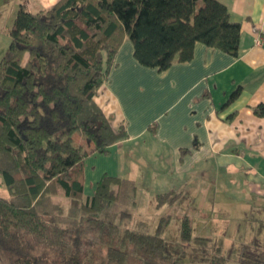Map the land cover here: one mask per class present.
<instances>
[{
	"label": "trees",
	"instance_id": "1",
	"mask_svg": "<svg viewBox=\"0 0 264 264\" xmlns=\"http://www.w3.org/2000/svg\"><path fill=\"white\" fill-rule=\"evenodd\" d=\"M241 26L218 0H59L20 8L0 61L1 264H186L167 249L170 216L155 233L135 223L136 182L103 174L86 194L85 164L127 139L95 101L124 41L159 72L188 63L197 43L238 57ZM239 90L232 95L238 97ZM264 117V104L253 108ZM83 132L90 149L74 144ZM170 192L158 205H173ZM180 236L192 239L190 218ZM242 264H264V253ZM209 264H226L217 248Z\"/></svg>",
	"mask_w": 264,
	"mask_h": 264
},
{
	"label": "crops",
	"instance_id": "2",
	"mask_svg": "<svg viewBox=\"0 0 264 264\" xmlns=\"http://www.w3.org/2000/svg\"><path fill=\"white\" fill-rule=\"evenodd\" d=\"M58 1L0 0V14L8 8L10 15L16 17L22 7L36 13ZM218 1L227 6L232 22L241 26L238 57L197 43L190 62H176L159 72L140 65L132 43L124 41L95 101L113 128L124 125L127 139L111 146L109 155L94 154L88 158L85 189L88 175L92 173L93 184L107 173L135 181L139 197L141 183L146 179V163L142 158L136 163L129 160V165L121 170L120 160L125 162L126 156L118 151L124 144L142 139L150 124L157 121L156 133L151 134L148 143L153 150L161 146L169 153L173 180L167 185L168 191L161 185L152 187V192L159 188L157 195L180 194L187 186L193 188L199 166L209 162L210 168L218 172H242L247 194L253 197L247 200L263 210L264 117L256 116L253 108L264 104V0ZM257 36L262 38L260 45L255 44ZM238 90V97L232 100ZM114 153L118 157L114 156L115 171L103 166L100 178L97 177L96 160ZM139 161L141 165L137 164ZM150 178L153 183L161 180L158 175L147 177ZM0 185L8 191L3 180Z\"/></svg>",
	"mask_w": 264,
	"mask_h": 264
},
{
	"label": "rangeland",
	"instance_id": "3",
	"mask_svg": "<svg viewBox=\"0 0 264 264\" xmlns=\"http://www.w3.org/2000/svg\"><path fill=\"white\" fill-rule=\"evenodd\" d=\"M14 19L8 8L3 9L0 14V61L10 45V26ZM156 124L158 126L157 121L150 124L149 131L142 139L124 144L118 151L121 156H126L125 162L124 159L120 160L121 170L125 165L128 166L130 161L136 163L135 160L140 158L146 163V179L140 186L141 193L133 216L134 222L147 223L146 230L155 233L161 218L169 215L170 223L165 233L166 247L172 253L181 256L186 264H209L217 248L221 249L226 264H242L241 256L245 253L248 255L264 253V208L258 209V205L251 202L252 200H247L253 197L247 194L242 172L236 173L232 170L218 172L210 168L209 162L203 163L199 166L201 170L197 171L193 188L185 187L179 196L169 195L168 201L175 198L176 202L173 205H158L159 195L156 193L159 192V188L155 190L157 192H152V187L154 189L161 185L167 187L173 180V170L170 171L169 153L164 147L160 146L153 150L148 143L151 134L156 133ZM74 144L87 149L93 146L81 131L74 135ZM114 156L117 157L116 153L107 159L100 157L101 159L96 160L97 177L100 178L103 166L106 170L115 171ZM137 164L141 165V162ZM90 175L87 178V195H92L96 186V182L91 183L90 179L94 178H90ZM156 175L161 180L153 183L152 178L147 179ZM2 180L0 175V181ZM165 189V192L168 191V187ZM0 197L6 199L10 197L9 191L1 185ZM183 217L190 218L192 223V239L189 243H184L180 236Z\"/></svg>",
	"mask_w": 264,
	"mask_h": 264
},
{
	"label": "built area",
	"instance_id": "4",
	"mask_svg": "<svg viewBox=\"0 0 264 264\" xmlns=\"http://www.w3.org/2000/svg\"><path fill=\"white\" fill-rule=\"evenodd\" d=\"M261 43H262V38L260 36H257V38L255 39V44L260 45Z\"/></svg>",
	"mask_w": 264,
	"mask_h": 264
}]
</instances>
